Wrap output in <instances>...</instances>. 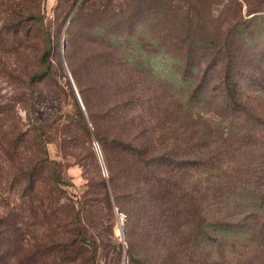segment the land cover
Here are the masks:
<instances>
[{"label": "trees", "instance_id": "16d2710c", "mask_svg": "<svg viewBox=\"0 0 264 264\" xmlns=\"http://www.w3.org/2000/svg\"><path fill=\"white\" fill-rule=\"evenodd\" d=\"M68 1L73 2L70 14L79 0ZM173 1L123 0L116 7L114 0H102L90 8L83 0L69 25L71 31L80 23L87 70L95 65L99 71L112 68L113 76L127 72V57L117 43L146 27L173 47L171 54L181 64L189 63L192 72L207 66V74L217 68L221 57L230 61L228 69L233 70L236 58L232 49L237 45L230 46L223 34L211 33L218 28L204 15L207 0H184L194 18L180 21L167 18L169 14L175 17ZM43 5L44 0H0V80L2 77L11 86L13 96L0 97V264H6V257L33 264H111L114 254L122 256L114 243L115 206L126 218L129 264H215L210 255L191 247L193 236L209 220L198 216L207 215L206 205H218L227 212L236 204L232 214L227 212L213 221L221 230L252 234L259 224L264 227L260 215L264 209V121L257 116L239 117L243 123L231 121L233 132L228 139L223 137L222 123L228 124L231 117L220 113L216 118L191 116L190 123L201 125L202 130L190 131L185 144H179L183 149L176 143L178 137L167 138L172 143L162 142L166 140L164 130L151 128L154 117L147 111L150 121H138L146 145L118 139V157L108 160V180L100 174L88 175L86 192L70 190L73 185L64 165L50 158L47 124L40 119L25 123L12 106L13 101L22 104L28 116L36 111L30 92L46 71L18 73L16 60L30 42V33L32 39L39 38L32 31L43 26ZM207 13L215 15V10L211 7ZM233 28L234 38L243 35L238 25ZM240 39L248 44L252 37ZM226 42L230 50L224 52ZM39 62L50 63L49 51ZM69 89L74 116L64 117L59 126L64 129L63 141L77 145L84 139L90 143L84 113ZM80 93L85 98L83 89ZM190 98L189 107L199 99ZM85 102L88 114H93L90 103ZM237 134L241 141H236ZM81 157L79 153L77 159ZM201 171L206 179L196 176ZM4 186L14 199L6 195Z\"/></svg>", "mask_w": 264, "mask_h": 264}, {"label": "rangeland", "instance_id": "374dc122", "mask_svg": "<svg viewBox=\"0 0 264 264\" xmlns=\"http://www.w3.org/2000/svg\"><path fill=\"white\" fill-rule=\"evenodd\" d=\"M82 1L79 0L69 14L73 2L44 0L45 21L40 29L32 31L39 33V38L32 39L30 33V42L24 44L16 60L18 73L41 74L46 71L45 78L33 86L30 92L32 102L35 104L36 101V111L28 116L22 104L12 102L25 123L28 120L31 124L36 123L34 120L40 119L47 124L45 129L51 141L48 146L50 158L64 165L67 180L73 185L70 189L73 193L83 194L87 191L88 175L95 177L100 174L108 180V160L118 157V139H129L137 145H146L138 121L141 120L143 124L150 121L149 116H146L147 111L154 117L151 128L164 130L166 140L164 138L162 142L172 143L167 138L178 137L180 140L176 143L181 148L190 131L201 129V125L196 127L190 123L191 116L207 115L216 118L219 117L217 113H220L231 117L228 124L222 123L223 137L227 139L233 132L231 121L243 123L238 120L241 116L262 117L264 121V0H207L204 15L218 28L211 33L217 36L223 34L230 46L237 45L232 49L235 50L236 58L233 70L228 69L230 61H224L221 57L217 68L209 69L207 74H204L207 66L203 71L192 72L189 63L181 64L171 54L173 47L166 45L146 27L136 30L133 37H125L117 43L120 53L127 57L130 69L119 74L116 72L115 76L112 68L104 67L99 71L93 65L92 70H87L80 23L73 25L71 31L69 25ZM98 1L102 0H87L86 5L96 7ZM122 2L114 0L113 4L118 7ZM173 5L176 7L173 14L175 17L169 14L167 18L174 21L185 20L189 16L194 18L184 0H174ZM211 7L215 15L207 13ZM81 25L84 26L83 20ZM237 25L243 35L234 38L233 26ZM240 37L252 39L248 44H242L245 39ZM228 43L224 52L230 50ZM48 51L50 63L41 64V56ZM215 86H219L217 90ZM69 88L84 113L91 132L90 143L84 139L77 145L63 141L61 133L64 129L59 130V126L62 127L64 117L68 119L74 116V103ZM10 89L11 86L1 77L0 97L10 99L11 96L13 99ZM82 89L85 98L80 93ZM233 95L235 100L231 99ZM190 96L199 99L189 107ZM85 99L90 103L93 114H88ZM59 119L63 122L60 123ZM237 132L240 131L237 129ZM242 134L245 135L244 132ZM236 136L237 141L240 135ZM79 153L82 157L77 159ZM204 174L201 171L196 176L202 177ZM203 178L206 179L207 175ZM3 189L7 196L14 199L7 186ZM235 206H229L228 214L234 212ZM204 211L207 215L202 212L198 216L209 220L201 227V233L193 236L191 247L210 255L215 264H264V227L261 224L259 230L256 227L252 234L239 230H221L213 221L226 215L224 208L218 205L210 208L206 205ZM115 212L118 217L114 226V243L122 256L114 254L111 264H129L126 218L116 206ZM260 213L264 217V209ZM5 260L6 264H33L16 257H6Z\"/></svg>", "mask_w": 264, "mask_h": 264}, {"label": "water", "instance_id": "95a60500", "mask_svg": "<svg viewBox=\"0 0 264 264\" xmlns=\"http://www.w3.org/2000/svg\"><path fill=\"white\" fill-rule=\"evenodd\" d=\"M72 83H73V81H71ZM73 86H74V89H75V91H76V93H77V90H76V88H75V85H74V83H73ZM77 95H78V93H77ZM78 98H79V100H80V97H79V95H78ZM81 101V100H80Z\"/></svg>", "mask_w": 264, "mask_h": 264}]
</instances>
